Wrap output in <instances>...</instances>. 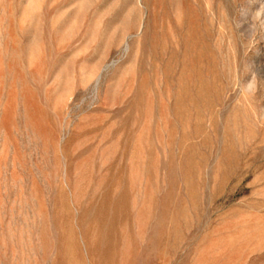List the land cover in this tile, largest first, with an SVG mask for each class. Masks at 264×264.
Wrapping results in <instances>:
<instances>
[{
    "label": "rangeland",
    "instance_id": "1",
    "mask_svg": "<svg viewBox=\"0 0 264 264\" xmlns=\"http://www.w3.org/2000/svg\"><path fill=\"white\" fill-rule=\"evenodd\" d=\"M0 264H264V0H0Z\"/></svg>",
    "mask_w": 264,
    "mask_h": 264
}]
</instances>
